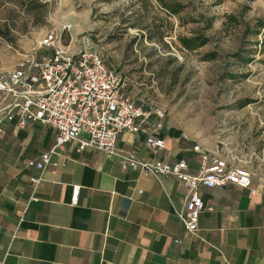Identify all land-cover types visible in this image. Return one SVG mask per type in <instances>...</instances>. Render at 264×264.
<instances>
[{"label": "crops", "instance_id": "1", "mask_svg": "<svg viewBox=\"0 0 264 264\" xmlns=\"http://www.w3.org/2000/svg\"><path fill=\"white\" fill-rule=\"evenodd\" d=\"M7 103L0 93V108ZM3 129L0 258L5 264H264V179L251 175L248 189L200 188L204 209L196 233L189 234L175 215L187 193L180 181L122 171L104 153L78 151L69 143L33 189L29 178L39 173L27 163L53 146L55 133L41 124L15 130L5 122ZM160 136L165 148L157 157L185 159L188 174L196 175L194 143L187 146L166 127ZM117 146L140 158L152 156L139 135L123 132ZM74 186H79L75 205Z\"/></svg>", "mask_w": 264, "mask_h": 264}, {"label": "rangeland", "instance_id": "2", "mask_svg": "<svg viewBox=\"0 0 264 264\" xmlns=\"http://www.w3.org/2000/svg\"><path fill=\"white\" fill-rule=\"evenodd\" d=\"M258 19L264 0H0V69L35 55L50 30L72 53L89 34L134 100L166 111L164 127L264 179V47L246 30ZM198 35L202 48L181 46Z\"/></svg>", "mask_w": 264, "mask_h": 264}, {"label": "built area", "instance_id": "3", "mask_svg": "<svg viewBox=\"0 0 264 264\" xmlns=\"http://www.w3.org/2000/svg\"><path fill=\"white\" fill-rule=\"evenodd\" d=\"M61 36L54 30L48 31L38 43L35 55L24 56L13 69H0V93L8 99L0 108V135L4 134L5 122L13 124L15 130L41 124L55 133L53 146L27 163L39 173L29 178L33 189L43 181V172L56 167L53 156L64 151L69 143H75L78 151L104 153L109 161H117L122 171H139L158 182L172 177L183 183L187 191L184 207L175 215L189 234L196 233L204 209L200 188H250L248 171L199 142L192 146V152L198 156L196 175L188 174L185 159L158 158L157 154L165 148L160 133L166 111L134 100L127 78L106 65L104 54L91 35H82L79 49L73 53L71 42L64 44ZM123 132L141 136L143 148L152 156L140 158L136 153L119 150L117 142ZM78 193L79 186H74L73 205ZM0 264H5L4 259L0 258Z\"/></svg>", "mask_w": 264, "mask_h": 264}, {"label": "trees", "instance_id": "4", "mask_svg": "<svg viewBox=\"0 0 264 264\" xmlns=\"http://www.w3.org/2000/svg\"><path fill=\"white\" fill-rule=\"evenodd\" d=\"M171 12L173 14H178V9L174 6L168 7ZM231 20L235 21L234 17H230ZM246 30L249 32V36L253 37V38H257L258 36H262V42L260 44V46L264 47V20L258 19L255 21L254 25L252 27H247ZM70 40H64V44H68ZM179 42L181 44V46L188 50V51H195L199 48H202L203 46H205L207 44V41L204 37L198 35V36H194V37H181L179 39ZM238 56V55H237ZM216 58L215 53H209L207 55L204 56V60L206 61H212ZM239 60H243L242 57H239ZM250 59H245V61H248Z\"/></svg>", "mask_w": 264, "mask_h": 264}]
</instances>
